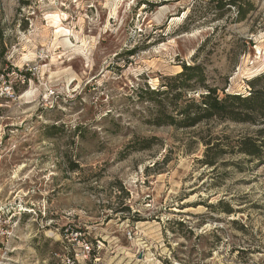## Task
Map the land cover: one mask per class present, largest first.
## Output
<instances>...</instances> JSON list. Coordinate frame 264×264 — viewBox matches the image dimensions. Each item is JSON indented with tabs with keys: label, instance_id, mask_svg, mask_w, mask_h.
<instances>
[{
	"label": "rangeland",
	"instance_id": "1",
	"mask_svg": "<svg viewBox=\"0 0 264 264\" xmlns=\"http://www.w3.org/2000/svg\"><path fill=\"white\" fill-rule=\"evenodd\" d=\"M253 2L0 0V264H264V164L236 149L259 126H156L137 97L194 62L246 94Z\"/></svg>",
	"mask_w": 264,
	"mask_h": 264
},
{
	"label": "trees",
	"instance_id": "2",
	"mask_svg": "<svg viewBox=\"0 0 264 264\" xmlns=\"http://www.w3.org/2000/svg\"><path fill=\"white\" fill-rule=\"evenodd\" d=\"M209 2L214 4L213 8L219 16L224 8L226 11L234 9L238 21L245 20L254 8L253 0ZM181 67L180 72L166 77L160 88H138V100L145 98L148 103L149 123L156 126L186 128L202 121L217 119L259 126L254 136L239 138L236 141V149L241 154L264 164V71L247 80L246 94L225 92L221 89L220 96L216 87L206 84V75L199 63L188 65L182 63ZM27 75L24 78H27ZM197 89H200L197 98H186L187 91ZM150 141V138L142 139L140 149L149 147ZM176 224L182 225L180 222Z\"/></svg>",
	"mask_w": 264,
	"mask_h": 264
},
{
	"label": "built area",
	"instance_id": "3",
	"mask_svg": "<svg viewBox=\"0 0 264 264\" xmlns=\"http://www.w3.org/2000/svg\"><path fill=\"white\" fill-rule=\"evenodd\" d=\"M128 236L130 235V232H127Z\"/></svg>",
	"mask_w": 264,
	"mask_h": 264
}]
</instances>
